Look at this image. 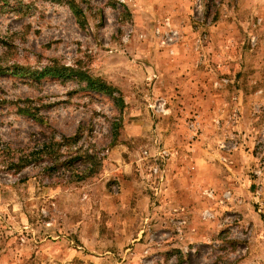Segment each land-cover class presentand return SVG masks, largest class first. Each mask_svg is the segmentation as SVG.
<instances>
[{
	"label": "rangeland",
	"instance_id": "1",
	"mask_svg": "<svg viewBox=\"0 0 264 264\" xmlns=\"http://www.w3.org/2000/svg\"><path fill=\"white\" fill-rule=\"evenodd\" d=\"M0 264H264V0H0Z\"/></svg>",
	"mask_w": 264,
	"mask_h": 264
},
{
	"label": "trees",
	"instance_id": "2",
	"mask_svg": "<svg viewBox=\"0 0 264 264\" xmlns=\"http://www.w3.org/2000/svg\"><path fill=\"white\" fill-rule=\"evenodd\" d=\"M70 7H71L72 12L76 16L81 15V12L75 8L74 4H70ZM33 75L36 79L37 78L40 79L45 76L55 77L59 79H66V80L75 78V79H79L80 81L85 82L86 87L89 89L102 92V93H108V94L110 90V88L105 83H103L101 80L93 79L92 77L87 75V73L85 72L75 71L73 69H69L66 67H55V66L46 67L44 70L38 73H34ZM21 160L20 159L17 160L20 162L12 163L11 166L18 168V169L23 167V163L21 162Z\"/></svg>",
	"mask_w": 264,
	"mask_h": 264
}]
</instances>
